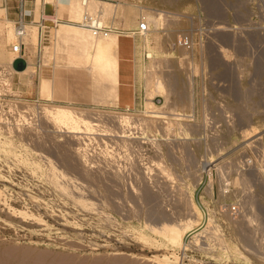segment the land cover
Returning <instances> with one entry per match:
<instances>
[{
  "label": "rangeland",
  "instance_id": "rangeland-1",
  "mask_svg": "<svg viewBox=\"0 0 264 264\" xmlns=\"http://www.w3.org/2000/svg\"><path fill=\"white\" fill-rule=\"evenodd\" d=\"M16 1H0V9L7 8L0 10L1 39L6 19L16 21ZM108 1L121 12L128 4L137 8L135 20L118 9L105 23L122 34L139 24L141 7L163 15L162 28L139 40L144 82L155 65L169 97L156 96L161 111L151 113L146 90L136 110L76 103L74 92L82 83L88 89L89 78L63 65L64 56L56 67L45 63L46 48L54 54L53 29L41 44L40 36L34 47L26 44L37 71L34 88L27 77L14 74L9 82L11 98L19 102L16 122L0 116L7 122L0 126V264H264V0ZM43 4L40 0L41 12ZM57 10L70 20L64 22L77 20ZM33 11L38 20L41 13ZM184 33L192 38L190 48L180 44ZM149 47L159 53L153 61ZM53 70L61 91L54 100L37 90L39 78ZM87 92L82 96L90 99ZM54 105L105 116L101 126L107 130L99 126L87 138L115 143L113 151L102 150L105 157L115 156L114 165L92 168L85 155L88 139L78 141L44 119L46 106ZM114 114L133 115L135 127L116 125ZM143 119L163 132L143 134ZM119 129L125 133L119 135ZM168 146L171 161L161 155ZM160 165L170 167L174 177L161 175ZM183 194L201 219L180 203ZM238 230L250 235L255 250L241 246Z\"/></svg>",
  "mask_w": 264,
  "mask_h": 264
},
{
  "label": "bare ground",
  "instance_id": "bare-ground-1",
  "mask_svg": "<svg viewBox=\"0 0 264 264\" xmlns=\"http://www.w3.org/2000/svg\"><path fill=\"white\" fill-rule=\"evenodd\" d=\"M39 2H40V0H37L36 8H34L36 10V14H40L41 13L40 6H39ZM46 2H47V5H45V6H46V10L47 11L51 10L56 5L57 9L61 8V12L63 11L62 13H70L78 21L81 19V15H82V12L84 10H89L92 13H97V14H99L101 16V21H102L103 24H105L109 20L110 17L112 19V17H114L116 15V10L119 9L118 7H117L118 9H116V6L113 5L108 0H87L86 2H84L83 0H80V2L79 1H71L72 3L71 2L69 3V0H46ZM123 4H124V6L126 5L125 2H123ZM32 6H33L32 5V0H28V3H27V14H26V18L28 20L24 22L23 28H24V41H25V43L27 45H29V46L34 47L36 45V43L38 42V40H39L40 31H39L38 24L35 21L30 20V14H31ZM122 7H123V5H122ZM141 9H142L143 14H144L143 15V18H145V20L147 21V24H148V26L150 28L149 31H147V32L144 33L145 35L148 34V33H150L151 30H154V29L155 30H159V29L162 28V26L164 24L163 23V18H162L163 15L160 12H156V11L153 12V11L147 9V8H142V7H141ZM0 10L1 11H4V10H7V8L4 7L2 9H0ZM119 10L121 12V9H119ZM136 13H137V8L136 7H133V5H131V4L130 5L128 4V6L126 5L123 8V11L121 12V15L125 14V16L127 18L132 19V20H135ZM125 16L123 15V17H125ZM77 20L75 22H73L72 20H71L72 22H64V21H61V22H59L54 27V29H53V37H54L53 47H54V54L53 55H50L47 52V48H46V51L44 53L45 63L51 60V62L53 63L52 66L53 67H56L57 65L61 64V63H59V60L62 58L61 56H64L65 62L63 63V65L68 66V68L71 67V68L76 69L79 74L86 75L90 79V82H89V85H88L89 86L88 89H85L84 88L85 86L82 83L83 88H82V86L80 88L82 94H84L86 91H88L90 93L91 100L94 101V102H98V101L104 102V101H107L108 99L111 98L112 100H114V103L116 104L117 92H118L119 80H120L119 79V70H120V65H121V49H122V47L124 48V43L125 42H129V44H130V42L132 41V39H130V38H132V35H131L132 33L131 34H129V33H123L122 34V33H119L117 31H112L107 36H96L88 28H86V27L80 25L79 23H77L78 22ZM5 23H6V26H5V29H6V32L5 33L6 34H5V37L4 38H2V39L0 38V65H3L5 68H8L10 70V72H12V74H17V76L19 75L20 77H24V76L27 77L26 82H27L29 88H34V81H35L34 80V75L37 73L36 68H35V66H33V63L31 62V58H30V56L28 54H25L23 51H14L13 50V46H14V44H15V42L17 40V36H18V28H17L15 22L12 19L7 18ZM146 39L148 40L147 37H146ZM7 44H11V50L10 49H7ZM157 54H159L158 51H156L152 47H149V49L147 51V57L149 59H151L153 61L156 58ZM18 57H23L27 61V66L23 70H17L16 68H14V66L11 63L13 60H15ZM133 58H132V60H133ZM121 68H122V66H121ZM53 74H54V70L52 71L51 76H45V75L41 76L39 78L40 80H39V85H38V89H37L40 95H42L43 97L48 96L52 100L56 97V91H55L56 86H54L55 84L53 82ZM131 74H132V72H131ZM145 77H146V79H145L146 105L145 106L147 107V111L150 112V113L151 112H160L161 110L160 111L157 110L158 109V104L154 101V99L159 94H163L165 97L166 96L169 97V91H167L165 84L162 83V81L159 80L158 72H156V70H155V65H154V67L151 65L147 69V72H146V76ZM9 84H10V82H9ZM136 84L137 83H135V85ZM130 86H132V85H130ZM131 96H132V94L130 93V100H131ZM167 97H166V101H167ZM132 101H133V99H132ZM122 104H123V101H122ZM134 106H136V105H134ZM162 106L163 105H161V107ZM246 106H247V104H246ZM249 106H251V105H249ZM159 108H160V106H159ZM42 109H43V107H42ZM164 111H166V110H164ZM42 113H43L44 119H47L52 124V126H54L55 128H57L60 131L67 132L68 134L70 133V135L74 139H76L78 141L84 140L85 138L86 139H90V138H87L88 135L90 136L91 133H94V132L97 133V130L99 129V126L102 127V129L105 128V127H103V125L101 126V124H104L102 121H104L103 118L105 116L102 118L103 115L101 113H100L101 115H98L99 112L96 113V115H90V114H87V113H83V110L81 112V110H78V109L73 108V107H70V106L54 105L53 107L46 106V108L44 109V111ZM250 113H252V112H250ZM131 116H133V115H125V114H119L118 115L117 114L115 116V114H114V116H110V117L112 118V120L114 122H116V125H119V126H122L123 127V126H127V125H131L132 124V128H134L135 127V124H133V122L136 121V120H135V118L132 119L133 117H131ZM178 118H180V117L178 116ZM134 123H136V122H134ZM143 125H144V127L142 126L143 129L140 128V129H142L141 131H143L142 132L143 134H144V129L148 132L149 135L150 134L153 135L157 131L163 132V129H159L151 121H148V120L145 121L144 120ZM136 126H138V125H136ZM129 128H130V126H129ZM137 128H139V127H137ZM171 129H173V127ZM119 130H121V131H118V134L121 133V132H124L123 131L124 129L123 130L122 129H119ZM169 130H170V128H169ZM113 131H115V130H113ZM125 131H127V130L125 129ZM105 133H106V131H105ZM110 133H111V131H110ZM121 134H123V133H121ZM121 134H119V135H121ZM164 134H166V133H164ZM167 134H169V132ZM92 135H94V134H92ZM102 135H101V137H102ZM127 135H128V133H127ZM132 136L135 137L134 135H132ZM146 136H148V135L146 134ZM164 136L166 137V135H164ZM90 137H92V136H90ZM149 137H151V136H149ZM98 138H100V137H98ZM130 138H132V137H130ZM130 138H128V139L130 140ZM140 138H141V136H140ZM140 138L138 136L137 139H140ZM118 139H117V141H118ZM128 139H126V140H128ZM159 139L161 141V138H159ZM134 140L135 139L132 138V141H134ZM130 141H128V142L130 143ZM128 142L125 141V143H128ZM129 145H132V144H129ZM133 145H135V144L133 143ZM140 145H141V143H140ZM161 145H162V142H161ZM108 146L106 147V149L108 148ZM127 146H128V144H127ZM79 147L77 149H79ZM126 147H125V149H126ZM128 148H130V147H128ZM169 148L170 147L168 146V148H167L166 151L165 150L162 151L163 153H161V155L163 154L162 156H164V155H165V157H168L169 156L168 159H170V158L173 159L175 157L172 156L173 154H172V152H171V150ZM131 149H132V146H131ZM82 151H83V149H81V148L79 149V151L76 150V152H79L80 153V154L78 153L80 156L81 155H84L83 152H85V151H83V152ZM107 153H108V151H107ZM114 153L116 154V152H114ZM85 155H88V154H85ZM123 160H125V159H123ZM170 161H171V159H170ZM65 162H68L69 163L70 161H65ZM157 163L160 164V162H157ZM88 164H89V162H88ZM163 164H164V162H163ZM122 165H123V163H122ZM164 165H160L161 173H162L161 175H163L165 177H168V178L174 177V171L170 167H167V166H164ZM70 166L73 169L72 165H70ZM67 167H68V165H67ZM92 168H93V166H92ZM140 168H141V166H140ZM140 168H138L139 171H141ZM144 168H146V166H144ZM85 169L86 170H84V171L87 172L88 167L87 168L85 167ZM147 169H148V167H147ZM88 170L90 171V169H88ZM101 170H103V169H101ZM117 170H116V175H118L117 174V172H118ZM121 171H123V170H121ZM142 171H144V169ZM108 172H110V171H108ZM143 173H145V172H143ZM146 173H149L148 170L146 171ZM112 175L114 176V178H116V177L118 178L119 177V176H116L115 174H112ZM112 175H111V178L113 177ZM144 175H146V174H144ZM87 176L88 175H86V177ZM93 178H95V177H93ZM223 185L222 186L220 185V186L223 187ZM105 188H107V187H104V189ZM146 192H147V190H146ZM146 192H145V195H146ZM142 195L144 197V194H142ZM184 196L185 195L183 194V196L181 197L182 199L180 198V203H182V205L184 206V208L187 211H189L191 213V215L194 214L193 217L195 215L197 217L198 216V213L196 212V209L197 208L195 209V207H194L195 205H193V202L190 199L188 200L187 198H183ZM108 197L110 198L111 195H109ZM110 205H112V204H110ZM166 217H167V215H166ZM198 217L201 219V216L200 215ZM198 217L196 218L197 220H198ZM155 218H157V217H155ZM193 219H195V218H193ZM160 220H161V218H160ZM197 220L195 222H197ZM165 223L168 224V222H165ZM165 223L163 222V224H165ZM210 225H211L210 227H212V228H209V229H213L214 230V228H215L214 222L213 223L210 222ZM213 230H210V231H213ZM237 236L239 237L241 246L243 245V247L245 249H248L249 251L250 250H255L251 246L252 241H251V238H249L250 235L244 233L241 230H238L237 231Z\"/></svg>",
  "mask_w": 264,
  "mask_h": 264
},
{
  "label": "built area",
  "instance_id": "built-area-1",
  "mask_svg": "<svg viewBox=\"0 0 264 264\" xmlns=\"http://www.w3.org/2000/svg\"><path fill=\"white\" fill-rule=\"evenodd\" d=\"M86 2L87 0H83ZM46 3V0H44V4ZM43 4V6H44ZM33 7L36 5L33 4ZM16 10H17V18L15 21V24L18 28V36L17 40L13 46L14 51H24L25 48V41H24V28L23 24L28 19L26 18L27 14V0H17L16 1ZM34 11L31 10L30 18L33 15L32 21H35L39 26L40 31V44L43 41V37H48L50 35V32L54 27L61 21H70L69 19L62 18L60 16H57V7H53L50 11H46L45 8H43L40 18L36 20L34 18ZM80 25L88 28L94 35L96 36H107L112 31H119L118 28H114L112 26H108L106 24H103L101 21V16L97 13H92L89 10H84L81 15V19L77 22ZM150 28L147 24V21L145 18H141L139 21L137 29L134 30V33H138L140 35H144L145 32L149 31ZM47 39V38H45ZM180 44L183 47L190 48L192 46V38L189 34L184 33L180 39ZM40 49H42V46H40ZM14 61V60H13ZM13 61L11 62L13 65ZM0 70V116H4L6 118H10L11 122L15 121L18 116V101L16 99H12V97H15L12 95L13 93V86L9 84V81L11 80L12 76L14 74H11L10 70L8 68L1 67ZM131 109H127L125 111H130ZM132 112V111H131ZM7 122H1L0 126L4 125ZM14 126V125H13ZM12 126V127H13ZM109 136V135H106ZM87 151H88V162L93 165V168H97L100 166H112L114 165L115 159L114 157H105L102 154V150L105 149L109 145V150L113 151L115 149V143H107V142H95L90 139L87 141ZM148 144V143H146ZM147 147V146H146ZM148 149V148H147ZM146 151V150H145ZM149 160V159H148ZM196 245L199 243L195 242ZM205 261L206 260H202ZM207 263L211 264L210 261ZM213 264H219L216 262H213Z\"/></svg>",
  "mask_w": 264,
  "mask_h": 264
},
{
  "label": "crops",
  "instance_id": "crops-1",
  "mask_svg": "<svg viewBox=\"0 0 264 264\" xmlns=\"http://www.w3.org/2000/svg\"><path fill=\"white\" fill-rule=\"evenodd\" d=\"M14 7H16V5ZM15 10H16V8H15ZM16 14H17V10H16ZM16 18H17V16H16ZM137 27H138V25L135 26L134 30L137 29ZM134 30L132 32H127L129 34L132 33L131 34L132 38H130V39H132V41L130 40L131 41L130 44H129V42H125L124 48L122 47V49H121V65H120V70H119V79L120 80H119V87H118V92H117L116 104L114 103V100H112L111 98L108 99L107 101H104V102H100V101L94 102L90 98V93H89L90 99H88L87 97H83L82 95H84V94L81 93L80 87H78V90H76L74 92V96L72 97L73 99L71 98V100H75L76 97H79V99L76 98L77 101H74V102L79 103V104H84V105H101V106H104L106 108L115 109V110H127V109L136 110L140 106H142V104L145 100V82H144V78H143V74H142L143 63H142V59H141V41L139 40L140 34L134 33ZM24 53L27 54V52H24ZM132 58H133V60H132ZM121 66H122V68H121ZM69 68H71V67H69ZM74 71L76 72V69H74ZM131 72H132V74H131ZM53 82H54V79H53ZM89 82H90V79H89ZM135 83H137V84L135 85ZM130 85H132V86H130ZM82 88H83V85H82ZM55 91H56V96L58 93L60 94V92H61L57 88L55 89ZM130 93L132 94L131 100H130ZM35 96H37V95H35ZM39 99H40V97H35L34 101H37ZM132 99H133V101H132ZM122 101H123V104H122ZM134 105H136V106H134Z\"/></svg>",
  "mask_w": 264,
  "mask_h": 264
},
{
  "label": "water",
  "instance_id": "water-1",
  "mask_svg": "<svg viewBox=\"0 0 264 264\" xmlns=\"http://www.w3.org/2000/svg\"><path fill=\"white\" fill-rule=\"evenodd\" d=\"M13 66L14 68H16L17 70H23L26 68L27 66V61L25 58L23 57H18L13 61Z\"/></svg>",
  "mask_w": 264,
  "mask_h": 264
}]
</instances>
